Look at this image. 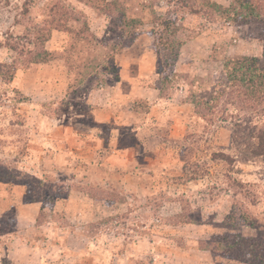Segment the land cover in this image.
Returning a JSON list of instances; mask_svg holds the SVG:
<instances>
[{"label":"rangeland","instance_id":"374dc122","mask_svg":"<svg viewBox=\"0 0 264 264\" xmlns=\"http://www.w3.org/2000/svg\"><path fill=\"white\" fill-rule=\"evenodd\" d=\"M243 1L0 0V264H259L264 121L214 95L264 60Z\"/></svg>","mask_w":264,"mask_h":264},{"label":"trees","instance_id":"16d2710c","mask_svg":"<svg viewBox=\"0 0 264 264\" xmlns=\"http://www.w3.org/2000/svg\"><path fill=\"white\" fill-rule=\"evenodd\" d=\"M242 9L244 10L243 14L231 11L230 9L221 10L222 12L220 11L221 13L219 14L225 17L231 15L232 17H237L238 19L243 18L248 21L261 16L264 22V0H259L254 3L249 0H244ZM46 53L44 51L43 55ZM166 64L164 62L162 66L165 67ZM224 68L225 71H229V76H227L226 80L227 83L224 85L222 91H214V95H218L219 99L226 97L230 102L229 104L233 105L235 111L239 114L237 117L240 118V113H243L249 114L251 118H256V120L264 121V60L259 61L256 58L247 57L237 58L225 62ZM199 102H192L195 109H197V104H200ZM204 105H208V102L201 104V111ZM252 137L255 143V148H253L252 153L261 157L264 161V125L255 127ZM258 229L256 236L253 238H244L242 236L240 238V244L243 249L250 250L251 256L259 264H263L264 228ZM262 251L263 253H261Z\"/></svg>","mask_w":264,"mask_h":264},{"label":"crops","instance_id":"0c3cea01","mask_svg":"<svg viewBox=\"0 0 264 264\" xmlns=\"http://www.w3.org/2000/svg\"><path fill=\"white\" fill-rule=\"evenodd\" d=\"M140 62H143V61H140ZM141 71H142V70H141ZM136 77H142V76H140V75L137 74ZM135 91H137L136 93H138V92H139V91H138V88H136ZM136 93L133 94L134 97H139V98H140V97H143L142 94L139 95V94H136ZM140 93H142V90H141Z\"/></svg>","mask_w":264,"mask_h":264}]
</instances>
